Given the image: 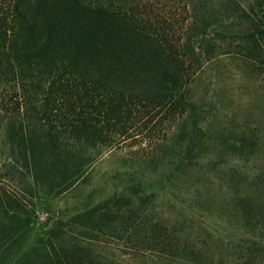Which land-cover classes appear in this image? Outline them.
Listing matches in <instances>:
<instances>
[{"label":"trees","instance_id":"obj_1","mask_svg":"<svg viewBox=\"0 0 264 264\" xmlns=\"http://www.w3.org/2000/svg\"><path fill=\"white\" fill-rule=\"evenodd\" d=\"M236 20L251 29L230 30ZM225 48L264 72V0H0V264L183 254L204 264L177 234L182 224L149 214L160 193L193 179L208 147L264 158L261 136L212 146L220 136L193 100L197 76ZM126 146L109 195L39 222L40 205L87 185L103 156ZM229 174L255 192L239 197L238 217L255 236L233 259L264 264V159Z\"/></svg>","mask_w":264,"mask_h":264},{"label":"rangeland","instance_id":"obj_2","mask_svg":"<svg viewBox=\"0 0 264 264\" xmlns=\"http://www.w3.org/2000/svg\"><path fill=\"white\" fill-rule=\"evenodd\" d=\"M229 27L234 31L251 29L241 20L230 22ZM228 52L227 48L223 49L221 55L206 65L191 87L196 106L204 111L201 114L204 127L213 138L220 136L211 142L212 146L217 145L218 140L221 142V138H229L231 142H236L238 136H261L264 139L263 69L245 64L241 56ZM1 147L0 174L3 173L5 158ZM229 150L230 145H219L215 149L208 147L199 160L201 169L193 179L168 187V193H160L149 214L168 226L174 221L182 224L177 228V234L186 240V246L193 252L206 258L201 260L204 264H218L217 261L239 264L233 255L234 258L238 256L237 251L255 236L254 231L244 227L239 220L244 206L239 197L245 192L254 197L255 192L245 190L238 178L230 182L229 171L253 172L264 158L258 155L244 162V158ZM128 152L127 146L108 152L93 167L87 185L52 199L46 206L40 205L39 222H43L49 212L72 214L83 209L84 204L97 203L109 195L112 187L108 179L118 166L116 158L124 157ZM200 174H203V179L195 183V177L201 178ZM6 179L1 182L8 183ZM22 182L20 188L23 187ZM185 256L183 254L181 259L174 260L151 258L150 264H201L199 258L195 263L182 260ZM188 258L193 259L190 255Z\"/></svg>","mask_w":264,"mask_h":264}]
</instances>
